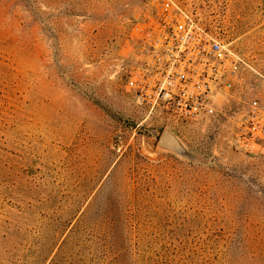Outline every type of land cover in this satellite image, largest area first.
Masks as SVG:
<instances>
[{
	"label": "rangeland",
	"instance_id": "rangeland-1",
	"mask_svg": "<svg viewBox=\"0 0 264 264\" xmlns=\"http://www.w3.org/2000/svg\"><path fill=\"white\" fill-rule=\"evenodd\" d=\"M175 1L248 64L193 120L125 90L153 0H0V264H264V156L233 144L264 101V0Z\"/></svg>",
	"mask_w": 264,
	"mask_h": 264
},
{
	"label": "built area",
	"instance_id": "built-area-1",
	"mask_svg": "<svg viewBox=\"0 0 264 264\" xmlns=\"http://www.w3.org/2000/svg\"><path fill=\"white\" fill-rule=\"evenodd\" d=\"M126 48L125 90L134 103L178 120L214 112V94L228 90L248 65L175 0H153L132 23ZM233 144L246 154L264 156V101L246 103Z\"/></svg>",
	"mask_w": 264,
	"mask_h": 264
},
{
	"label": "water",
	"instance_id": "water-1",
	"mask_svg": "<svg viewBox=\"0 0 264 264\" xmlns=\"http://www.w3.org/2000/svg\"><path fill=\"white\" fill-rule=\"evenodd\" d=\"M157 146L160 149L170 151L181 157L193 158L194 156V154L185 147L179 137L168 128H164L158 136Z\"/></svg>",
	"mask_w": 264,
	"mask_h": 264
}]
</instances>
